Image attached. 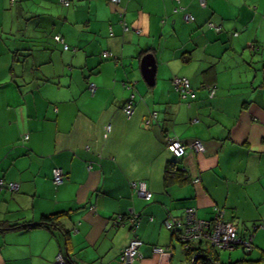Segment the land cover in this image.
<instances>
[{
    "label": "crops",
    "instance_id": "1",
    "mask_svg": "<svg viewBox=\"0 0 264 264\" xmlns=\"http://www.w3.org/2000/svg\"><path fill=\"white\" fill-rule=\"evenodd\" d=\"M171 137L203 152L174 161ZM171 161L186 180L164 185ZM186 207L249 242L218 262L264 264V0H0V221L62 213L58 228L0 233V264H56L63 233L76 264H123L134 236L128 264H186L164 226Z\"/></svg>",
    "mask_w": 264,
    "mask_h": 264
},
{
    "label": "built area",
    "instance_id": "2",
    "mask_svg": "<svg viewBox=\"0 0 264 264\" xmlns=\"http://www.w3.org/2000/svg\"><path fill=\"white\" fill-rule=\"evenodd\" d=\"M110 2H117V0H108ZM60 3L66 5L67 0H59ZM200 6L203 5V0H198ZM184 20H191L192 17L188 14H183ZM207 26L212 28L214 31L218 30L217 26H213L210 23H207ZM55 40H58L57 36H54ZM63 49H66V45H62ZM104 55V54H103ZM171 85L174 91L177 92L181 99L191 95L188 88V82L183 77H172ZM87 89L92 91L93 85L91 83L87 84ZM211 92V91H210ZM122 112L127 117L131 113L130 102L127 101L122 106ZM154 117V112H151L149 118ZM108 125L103 127L102 136L106 135L108 131ZM165 143L169 148L171 155L175 158H178L183 155L185 149L188 147L195 152H203V146L200 142L194 141L189 144H184L181 141L175 138H166ZM52 182L54 184H59L62 182L63 174L59 169L52 170ZM193 182L197 181V178L192 180ZM130 188L133 192L144 200H147L150 196V193L146 190L145 184L143 181H135L129 183ZM10 190H14L16 185L14 183L8 184ZM165 228L172 230L173 232L177 229V236L179 241L183 244L194 241H201L211 246L214 249H231L233 247H243L245 250L249 249V242L247 240H240L235 233L234 227L224 220L221 219L219 213H215L211 220H200L197 219L194 215L193 207H186L182 212V219H172L171 221L165 222ZM249 239V238H248ZM140 244V241L136 236L129 238L125 247L119 254V261L123 264H128L130 260L138 256L137 247ZM150 250L153 254H164L166 249L160 246H151ZM54 261L57 264H61V259L58 254L54 256Z\"/></svg>",
    "mask_w": 264,
    "mask_h": 264
},
{
    "label": "trees",
    "instance_id": "3",
    "mask_svg": "<svg viewBox=\"0 0 264 264\" xmlns=\"http://www.w3.org/2000/svg\"><path fill=\"white\" fill-rule=\"evenodd\" d=\"M176 159L177 158L173 157L174 161H176ZM174 161L168 162L165 165L162 176V181L164 185H168L172 182L180 183L186 180L184 172H181L180 170H178L177 167H175ZM61 214H62L61 212L41 214L36 220L33 221L21 220L19 222H12V223L7 221H0V233L11 230L19 231V230H32L37 228H45V229L52 227L58 228L57 220L61 216ZM167 231L169 232L170 236L174 237V239L179 243L181 247V251L185 256L186 264H222L217 260L216 249L212 248L211 246L201 241H194L183 244L181 241H179V237L176 234L177 229H175L174 232L168 229ZM64 234L65 233H63L65 239H63V244H62L63 252L62 254L61 253H57V254L60 256L61 264H76L75 262L71 261L69 255L67 254L68 253V246L66 241L67 239H66V235ZM202 244H204L205 247H202L201 246ZM247 251H245V253ZM227 264H256V262L249 260L247 258H241L239 260Z\"/></svg>",
    "mask_w": 264,
    "mask_h": 264
},
{
    "label": "water",
    "instance_id": "4",
    "mask_svg": "<svg viewBox=\"0 0 264 264\" xmlns=\"http://www.w3.org/2000/svg\"><path fill=\"white\" fill-rule=\"evenodd\" d=\"M140 63L143 79L148 85H151L154 68L153 58L151 54H144L140 60Z\"/></svg>",
    "mask_w": 264,
    "mask_h": 264
},
{
    "label": "rangeland",
    "instance_id": "5",
    "mask_svg": "<svg viewBox=\"0 0 264 264\" xmlns=\"http://www.w3.org/2000/svg\"><path fill=\"white\" fill-rule=\"evenodd\" d=\"M12 34H14V30H12L11 32ZM173 242H175L177 245H178V242L176 240L173 239ZM202 247H205L204 244L201 245ZM229 249H217V251L220 253V254H223V253H227ZM235 251V249H234Z\"/></svg>",
    "mask_w": 264,
    "mask_h": 264
}]
</instances>
